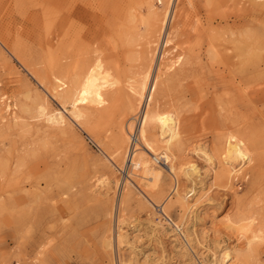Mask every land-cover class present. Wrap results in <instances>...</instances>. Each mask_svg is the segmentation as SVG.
<instances>
[{"label":"rangeland","instance_id":"1","mask_svg":"<svg viewBox=\"0 0 264 264\" xmlns=\"http://www.w3.org/2000/svg\"><path fill=\"white\" fill-rule=\"evenodd\" d=\"M97 60L117 83L76 120ZM138 83L157 150L180 125L154 188L126 158ZM215 263L264 264V0H0V264Z\"/></svg>","mask_w":264,"mask_h":264},{"label":"bare ground","instance_id":"2","mask_svg":"<svg viewBox=\"0 0 264 264\" xmlns=\"http://www.w3.org/2000/svg\"><path fill=\"white\" fill-rule=\"evenodd\" d=\"M150 13H154V12L150 11ZM168 18H169V13L165 14L161 18L162 27H164L166 25ZM170 38H171V33H169V32L166 33L164 36V40L162 39L163 40V47H166L170 43V41H171ZM162 54H163V52H161V54H160L161 58L163 56ZM116 83H117L116 81H111L110 74L104 68L102 62L97 60L94 63V65L84 75V77L82 78L80 83H78L77 88L75 89L73 95L69 97L71 99V106L73 108L72 110H70L69 114H71V116H73L74 119H76V120L79 119V117H80L79 112H77L75 109V106L77 103H83V104H87V105H91V106H100V105L104 104L105 101L101 97L103 91L108 87L115 86ZM128 88H129V91L134 95V97L137 98V100H136V101H138L137 104L141 108L140 109L141 110V116L139 117V119H137L138 120V127L136 129H134V131L132 130V125H127V127L124 128V130H123L125 141H128V142L132 141V143L134 145V150L132 151L131 155H129L130 153L127 154L128 153L127 152L126 158H129L128 163L130 164L132 169L140 170L141 181L150 182L152 187L154 188L155 183L162 176V172L160 170V169H162L161 166H159L160 169H158L155 167L154 163L155 164L161 163L159 165H162V167H165L166 170H168L170 173H172L174 171L173 161H174L175 156L173 155V152H171V150L169 149V145L171 143L177 141V139L179 138V136H180V125L177 122V120L174 118L172 123L165 128L164 133H163V139H164V143H165L164 149L160 150V147H161L160 146L159 150H157L158 148L156 149L153 146L154 143H152L148 140L146 128H145L146 118H147L146 117V110H147V107H148V105L152 99V92L154 89V85L152 84L151 87L149 88V87H147V83H138L135 86L130 85V86H128ZM137 108H139V107H137ZM64 110H66L65 107H64ZM132 119L135 120L136 117H132ZM46 122L49 123V126L56 127V126H61L62 123L65 124V119H64V116L62 113L57 112V113L47 117ZM131 131H132V135H131ZM231 134H227V141H228L227 146H228V148H227L226 156L228 158V164L230 167V171H233V169H234L233 166L234 165L236 166L238 163L243 162L244 158L248 156V151L244 150L241 142L236 137L232 136ZM129 144H128V146H129ZM184 170H186L184 167H180V169H179V171L183 172V173H184ZM187 173H185V175ZM172 176H173V174H172ZM141 184H142V182H141ZM149 184H148V186H149ZM143 185L147 186L146 184H143ZM148 189H150V188H148ZM207 198H209V197H207ZM183 199H185V197ZM194 208H195V206H194ZM226 227L228 229L233 230L235 232L236 236L245 235L247 232H249L251 230V225L248 224V222L243 223V224L240 223L236 226L229 224ZM251 233H252V231H251ZM250 235L251 236H249V235L245 236L246 239L252 240V241L254 239H261V237H259L257 235H254V236H252V234H250ZM249 242H251V241H249ZM216 263H218V262H216Z\"/></svg>","mask_w":264,"mask_h":264}]
</instances>
